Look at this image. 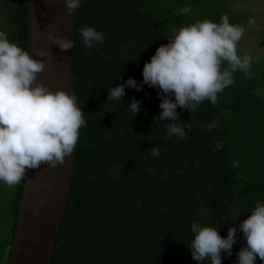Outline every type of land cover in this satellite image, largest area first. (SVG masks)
Returning a JSON list of instances; mask_svg holds the SVG:
<instances>
[{"label":"trees","instance_id":"1","mask_svg":"<svg viewBox=\"0 0 264 264\" xmlns=\"http://www.w3.org/2000/svg\"><path fill=\"white\" fill-rule=\"evenodd\" d=\"M185 6L192 11L179 14ZM224 14L245 27L256 16L241 0H81L73 88L86 125L50 264H201L189 249L193 221L218 228L223 238L236 227L231 257L221 255L222 264H237L246 246L238 226L264 203V55L247 50L243 37L238 51L252 55V78L235 72L216 105L177 107L175 123L191 125L185 140L168 137L164 125L172 121L156 119L161 97L142 76L173 27L219 23ZM85 26L103 33V43L86 48L79 35ZM0 31L32 54L28 0H0ZM129 78L142 89L125 88L119 103L109 101V90ZM133 98L142 102L135 116ZM25 183L26 177L12 187L0 182V264L12 261ZM255 264L264 261L257 257Z\"/></svg>","mask_w":264,"mask_h":264},{"label":"clouds","instance_id":"2","mask_svg":"<svg viewBox=\"0 0 264 264\" xmlns=\"http://www.w3.org/2000/svg\"><path fill=\"white\" fill-rule=\"evenodd\" d=\"M46 2L51 7L56 0ZM63 2L65 14L69 16L81 4V0ZM191 11V6H185L179 9V14ZM247 27L255 28L256 20L249 17ZM245 32L246 27L230 23L227 14L221 16L219 23L203 19L179 30L173 27L169 42L158 47L150 62L144 64L143 83L157 88L161 97L159 108L162 111L156 119L172 121L164 125L168 137L185 140L188 136L185 127L191 129L190 124L175 123L180 119L177 107L195 111L205 100L216 105L218 94L235 84V72H243L247 79L252 78V55H241L238 51ZM79 35L88 49L104 41L103 33L87 26L79 30ZM35 38H43L61 51L74 48V41L51 33L46 36L37 33ZM36 55L41 59H34L30 52L10 42L7 34L0 31V182L9 187L19 184L29 170L38 169L42 164L51 168L63 165L79 141L80 129L86 125L85 114L78 106L75 94L62 89L52 91L38 81L45 68H53L51 50L37 49ZM142 87L129 78L109 90L108 100L119 103L125 88L140 91ZM171 96L175 97V102L168 98ZM141 103L133 98L128 105L134 116L141 111ZM214 120L218 121L219 117ZM216 127L214 122L208 130ZM221 148L222 144L218 143L216 150ZM150 154L159 156V145L153 147ZM238 227L246 246L237 253V264H255L257 257L264 261V203L257 202ZM236 232V227H230L227 237L223 238L218 228L193 221V239L189 246L192 259L201 264L205 261L222 264V253L228 257L232 255L233 245L237 243Z\"/></svg>","mask_w":264,"mask_h":264},{"label":"water","instance_id":"3","mask_svg":"<svg viewBox=\"0 0 264 264\" xmlns=\"http://www.w3.org/2000/svg\"><path fill=\"white\" fill-rule=\"evenodd\" d=\"M28 2L33 58L41 59L36 55L37 49H50L53 53L50 61L53 68H45L38 81L52 91L62 89L74 94L73 58L78 9L69 16L65 14L63 0H56L51 7L46 0ZM37 33L67 38L74 41V48L61 51L43 38L37 40ZM75 170L76 146L63 165L51 168L42 164L40 168L27 172L11 264H50Z\"/></svg>","mask_w":264,"mask_h":264},{"label":"rangeland","instance_id":"4","mask_svg":"<svg viewBox=\"0 0 264 264\" xmlns=\"http://www.w3.org/2000/svg\"><path fill=\"white\" fill-rule=\"evenodd\" d=\"M245 1L250 8L251 13H255V20H256V27L249 28L246 27V32L244 35L245 43L248 47L247 50L250 48H254V50L260 54L264 55V0H241ZM261 36V38H259ZM249 37V39H246ZM259 38V39H258ZM258 42H257V41ZM254 41L255 45H254Z\"/></svg>","mask_w":264,"mask_h":264}]
</instances>
